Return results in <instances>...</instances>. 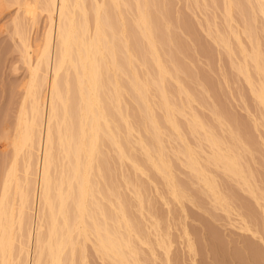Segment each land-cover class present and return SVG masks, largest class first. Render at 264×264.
<instances>
[{"label": "bare ground", "instance_id": "1", "mask_svg": "<svg viewBox=\"0 0 264 264\" xmlns=\"http://www.w3.org/2000/svg\"><path fill=\"white\" fill-rule=\"evenodd\" d=\"M16 1L47 22L42 44L15 24L28 78L1 175L0 264H87L90 246L100 264H225L220 232L192 207L220 211L238 230L226 260L264 264V174L251 166L249 132L264 136V0L185 1L220 10L221 22L206 17L203 31L247 85L257 109L249 128L200 94L212 81L182 59L190 52L182 32L193 27L173 18L172 1ZM209 249L221 252L210 263Z\"/></svg>", "mask_w": 264, "mask_h": 264}, {"label": "rangeland", "instance_id": "2", "mask_svg": "<svg viewBox=\"0 0 264 264\" xmlns=\"http://www.w3.org/2000/svg\"><path fill=\"white\" fill-rule=\"evenodd\" d=\"M15 1V0H14ZM13 0H0V190H1V185H2V181H1V178L3 177V176H1L2 174H4L3 172H4V170H6V167H7V165H8V161H10V157H12V148H11V142H10V140H11V136H13V134H14V128H15V122H16V117H17V114H18V111H19V109H20V106H21V104H22V99L24 98L23 97V95H24V90H25V84H26V81H27V78H28V68H27V64L24 62V60L22 59V57H20V55H21V44H20V42L18 41L19 40V38H18V34L15 32V29H16V27H15V24H16V26H17V29L18 30H21L22 31V33H24L25 34V38H28L32 43H33V41H34V39L36 40V39H38L37 41L39 42V44H42V42H43V33H44V30H45V26H46V22H47V20H46V14H45V12H42V11H40L39 9V11L41 12H39L38 10L36 11V13H35V16H34V19H32L31 17H32V14H28V13H25V11L24 10H22V8H19L18 10H16L17 8H18V6L16 5V4H20V3H18L17 1V3H15ZM26 1V0H25ZM29 0H27V2H28ZM169 1V0H168ZM170 1H172V2H169L170 4H171V6H173V4H174V6H173V8H172V14H173V18H175V17H178V15L181 17V20H188L190 23H191V26L193 27L192 29H191V31L190 30H187L186 28H184V29H182V31L184 30L185 31V33H186V35H185V33L184 32H182L183 34H184V36H183V34L181 33V32H178L179 33V36H181V34H182V37H184V38H181L182 39V41L184 42V40H188V41H186V44L188 45V47H190V49H189V55L188 56H182V59L183 60H185V62L186 61H188L189 62V66L191 67V69H193V71H196L197 70V74L198 73H201L203 76H205L204 78L205 79H209V80H211L212 82H214L215 84H212V82H211V84H210V82L208 81V79H207V81L209 82H207L208 83V87L207 86H205V81H201L200 83H202V84H204V85H201L200 87L201 88H199V84L198 83H196V85L198 86V89L196 90V91H198L199 92V90L200 89H202L203 88V86H205V87H207L206 89H202L203 91L204 90H206V94H205V96H208V97H205L204 96V93H200L204 98H209V102L211 101L213 104H216V105H218L217 104V102L219 103V106L221 105V103L220 102H222V103H224L225 104V108L228 110V108H229V110L231 111L230 113H233V115H235L236 116V120H238L239 122H242L241 124H245V125H248V124H250L251 123V125H252V122H250L251 120H250V118H251V115L250 114H252V115H255V114H257V109H256V107H255V105L253 106L252 105V103L254 104V101L252 102V97H250L251 95L250 94H248V88H247V85H245L244 83H245V81H243V79H241L242 78V76H240V75H235V74H233L232 72H235V71H233V68L231 69V68H229L231 65H229V63H228V61H226V58L223 56V58H222V55L223 54H218V52H220V53H222V50L221 49H218V47L217 46H215L214 45V43H212V41H211V39L209 38V36L208 35H206V33L203 31V29L205 30L206 28V22L204 23V21L205 20H203V19H205L206 17L208 18V19H210V20H217L216 22L217 23H220L221 22V15H219V12H220V10L219 9H217L216 10V8H213V7H208L207 9H210L209 11H206L207 9H205V10H203V9H197V8H193V7H191L190 5H188V2H185L186 0H184V1H182V0H170ZM7 2V3H6ZM13 2V3H12ZM19 2H21L20 0H19ZM22 2H24V0H22ZM30 2V1H29ZM87 3L88 2H90V3H88L87 5L90 7V5H91V0H87L86 1ZM161 2V0H159V5L160 4H162V2ZM186 4V6H185V4ZM6 4V5H5ZM6 6V7H5ZM11 6V7H10ZM187 6H190V7H188L187 8ZM186 7V8H185ZM192 8L194 9V10H192ZM177 9V10H176ZM215 10V11H213V10ZM199 10V11H198ZM219 10V11H218ZM24 11V12H23ZM185 11V12H184ZM218 11V12H217ZM39 12V13H38ZM200 12H202V14L200 13ZM212 13H214L215 15H213L212 16ZM17 14H18V16H17ZM178 14V15H177ZM182 16H181V15ZM185 14V15H184ZM206 14V16H204ZM211 14V15H210ZM218 14V15H217ZM16 15V16H15ZM91 15V14H90ZM175 15V16H174ZM203 15V16H202ZM211 16V17H210ZM219 16V17H218ZM16 17V18H15ZM23 17V18H22ZM179 17V18H180ZM182 17H183V19H182ZM185 17H187V19L185 18ZM214 17V18H213ZM216 17V18H215ZM92 18V15L90 16V19ZM200 18V19H199ZM213 18V19H212ZM220 19V20H219ZM259 21L261 22V19H260V16H259ZM24 20V21H23ZM180 20V19H179ZM196 20H198V21H196ZM203 20V21H202ZM199 22V23H198ZM17 23H18V25H17ZM19 23H20V25H19ZM193 23V24H192ZM202 23V24H201ZM43 24H44V26H43ZM196 24H198V25H196ZM201 26H200V25ZM200 26V27H199ZM203 26V27H202ZM44 27V28H43ZM178 27V26H177ZM181 28H183V27H181ZM180 28V26L178 27V29L176 28L175 29V31L177 30V31H180L179 29H181ZM202 28V29H201ZM24 29V30H23ZM43 29V30H42ZM26 30V31H25ZM187 30V31H186ZM198 30V31H197ZM176 31V32H177ZM190 33H189V32ZM195 31L196 32V35L194 36V37H196L197 35H199V36H201L200 37V39H201V42H203L204 43V45L205 44H207V45H209V48H210V46L213 48V46H214V48H213V51L212 52H210L211 50H212V48H210V49H208V48H206V49H208L209 50V52H206L205 53V51H206V49L204 48V47H206V46H204L203 47V44L202 43H200V45L202 44V47H200V45H198L199 44V42H200V39H199V41L196 43V41L197 40H195V38L193 37V32ZM198 32H199V34H198ZM181 33V34H180ZM192 33V34H191ZM204 33V34H203ZM190 34V35H189ZM203 35V36H202ZM191 36V37H190ZM198 36V37H199ZM263 37H264V35H262ZM193 37V38H192ZM207 37V38H206ZM189 38V39H188ZM184 39V40H183ZM205 39V40H204ZM209 39V40H208ZM41 40V41H40ZM203 40V41H202ZM262 41H264V38H262V40L260 41V44L261 43H263V44H261V45H263V47H264V42H262ZM195 42V43H194ZM206 42V43H205ZM211 43H212V45H211ZM186 45V46H187ZM194 45V46H193ZM199 47H198V46ZM192 47H194L193 49H192ZM208 47V46H207ZM216 47V48H215ZM20 48V49H19ZM201 48V49H200ZM204 48V49H203ZM195 49V50H194ZM198 49V50H197ZM264 49V48H263ZM192 50V51H191ZM217 50V51H216ZM218 50H220V51H218ZM194 51H195V54H194ZM215 51L217 52V53H215ZM193 55H192V54ZM209 53H212V57L210 56V54L208 55ZM213 53H215V54H213ZM35 55H36V53H34ZM206 54V55H205ZM180 55H183V54H180ZM185 55H187V52H186V54ZM192 55V56H191ZM198 55V56H197ZM209 57H208V56ZM217 55V56H216ZM220 55V56H219ZM201 56V57H200ZM216 56V57H215ZM35 57L36 56H32V59H35ZM181 57V56H180ZM187 57V58H186ZM192 57V58H191ZM190 59H192V60H190ZM208 59V60H207ZM213 59V60H212ZM225 60V61H224ZM222 62V63H221ZM226 62V63H225ZM193 64V65H190V64ZM212 64V65H211ZM223 64V65H222ZM227 65H229V67L227 66ZM194 68H193V67ZM219 66V67H218ZM228 67V68H227ZM197 68V69H196ZM199 68V69H198ZM211 70H210V69ZM195 69V70H194ZM228 69H230L229 70V72H228ZM214 70V71H213ZM220 70V71H219ZM227 70V71H226ZM201 71V72H200ZM220 72V73H219ZM222 72V73H221ZM195 73V74H196ZM204 73V74H203ZM229 73H231L230 75L231 76H229ZM196 74V75H197ZM201 74H199V75H197V76H202ZM216 74V75H215ZM227 74V75H226ZM220 75V76H219ZM234 75V76H233ZM203 76H202V78H203ZM218 76V77H217ZM238 78H236V77ZM240 76V77H239ZM222 77H224V78H222ZM233 77H234V79H233ZM199 78H201V77H199ZM229 78V79H228ZM205 79H202V80H205ZM225 81H224V80ZM240 79V80H239ZM238 82H237V81ZM242 80V81H241ZM221 81V82H220ZM222 81H224L225 82V84H224V82H222ZM206 83V84H207ZM209 84H210V86H209ZM217 84V85H216ZM219 84V85H218ZM221 84V85H220ZM195 85V84H194ZM211 85H213V86H211ZM214 85H216V86H214ZM224 85V86H223ZM197 86H194V87H197ZM217 86H219V87H217ZM246 86V87H245ZM213 87V88H212ZM226 87H227V89H226ZM209 88H212V89H209ZM215 88V89H214ZM218 88H220V89H218ZM201 90V91H202ZM208 90V91H207ZM227 90V91H226ZM216 91V92H215ZM221 91V92H220ZM229 91V92H228ZM246 92V93H245ZM214 93V94H213ZM218 93V94H217ZM213 94V95H212ZM222 94V95H221ZM241 94H243V95H241ZM248 94V95H247ZM216 96V97H215ZM242 96H243V98H242ZM247 96V97H246ZM211 97V98H210ZM219 98V100H218V98ZM251 98V99H250ZM213 99V100H212ZM215 99V100H214ZM222 99H224V100H222ZM245 100V101H244ZM207 101V102H208ZM220 101V102H219ZM208 102V103H209ZM211 102L209 103V105L211 104ZM199 103V102H198ZM207 103V104H208ZM253 106H250V104ZM195 104L197 105L195 108L197 109L198 107V109H199V111H200V109H201V107L200 106H202L201 104H197L196 102H195ZM206 104V105H207ZM224 104L222 105V106H224ZM193 105H194V102H193ZM209 105H207V107L209 106ZM229 105V106H228ZM228 107V108H227ZM255 107V108H254ZM197 109V110H198ZM205 109L206 110H204V105L202 106V109H201V111L203 110L204 111V115L207 113V112H209V110H207V108L205 107ZM228 110V111H229ZM256 110V111H255ZM200 111V112H201ZM248 112V113H247ZM253 112V113H252ZM210 113V112H209ZM209 113L207 114V115H209ZM248 114V115H247ZM210 116V115H209ZM208 116V117H209ZM250 116V117H249ZM243 118V119H242ZM250 120V121H245V120H248V119ZM245 122H247V123H245ZM245 125H244V127H245ZM250 126L248 125V128H249ZM253 127V126H252ZM252 127H250V131L248 130V129H246L247 131H249V132H251L252 134L250 135V137H253V139H252V141H251V143L254 141L255 142V145H254V147H252V149H253V154L252 155H254V157H255V162H251L252 164H254V165H251V166H253L254 167V169L255 170H257L258 172H260V174L261 175H263L264 174V146L263 145H261L260 146V143L261 142H263L264 140H262V139H264V136H263V138L262 139H257L256 140V138H259L258 136H257V131H253V130H255V129H252ZM246 128V127H245ZM252 129V130H251ZM259 131L260 132H262V129L261 128H259ZM248 132V133H249ZM255 133V134H254ZM250 134V133H249ZM226 135V134H225ZM252 135H254V136H252ZM191 137H189V139H190ZM256 141H258V142H256ZM253 142V143H254ZM256 143H258L259 144V146L256 144ZM256 148H260L259 150H257ZM256 149V150H255ZM261 150V151H260ZM257 151V152H256ZM260 151V152H259ZM255 153V154H254ZM247 154V153H246ZM258 154V155H257ZM248 155V154H247ZM247 155H245V157L247 156ZM249 156V155H248ZM258 156H259V160H258ZM262 158V159H261ZM260 165H259V164ZM258 167V168H257ZM259 169V170H258ZM263 177V179H264V175L262 176ZM3 179V178H2ZM264 185V184H263ZM1 192V191H0ZM244 195H246V194H244ZM203 199H204V197H203ZM206 199V198H205ZM204 199V202L205 201H207V200H205ZM156 203V205H155V208H156V210H160V213H159V216L162 214V216H163V213H164V211H165V208H164V205L162 204V201H160V199H157L156 201H155ZM187 203V205L189 206H191L192 207V205L191 204H189L188 202H186ZM206 204V203H205ZM207 206H208V202H207V204H206ZM160 206V207H159ZM189 206V207H190ZM206 206V207H207ZM210 204H209V206L207 207V209L208 208H210ZM190 207V208H191ZM194 210H197L198 211V214L200 213V216H201V214H202V216L204 217L203 219L200 217V220H202L203 222L204 221H207L208 223L210 222V224L211 223H213L212 224V226L213 227H216V230L218 231V232H220V233H218V234H220L219 236H221L222 237V239L220 240V238H219V241H222V243L228 248L229 247V249H230V247H233V246H236V244L239 246V244H241V242L239 241L240 240V237H238V235H239V233H238V230L237 229H235V228H233L232 226L230 227V225H228V224H226V222L227 221H225V217H224V219H222V217H220V216H222L223 214H221V213H219L220 211H215V213L214 212H212V210H211V208L209 209L210 210V214H211V212L212 213H214V214H211V216H213V215H215L214 216V218L213 217H210L209 215L210 214H208V213H206L205 211H203V210H198V209H196L195 207H192ZM191 208V210L192 211H194L193 209ZM159 210L157 211V212H159ZM162 210V211H161ZM156 212V213H157ZM195 212V211H194ZM216 212L218 213V214H221V215H219V217L221 218L220 220H219V218H217L218 217V215H216ZM165 214V213H164ZM162 216H161V222H162ZM165 216V215H164ZM205 217H207V219L208 220H205ZM217 220H216V219ZM210 220V221H209ZM219 220V221H218ZM223 220V221H222ZM188 221H190V223L194 226V225H197V227H199V229H200V227L203 229V231H205L206 230V228H204V226H203V222L202 221H200V222H202V224H200V222H198V221H194V220H192L191 218H189L188 219ZM212 221V222H211ZM162 223H164V222H162ZM161 223V224H162ZM164 224H162V226H163ZM257 227V226H256ZM257 228H259V227H257ZM256 228V229H257ZM205 229V230H204ZM260 229V228H259ZM258 229V230H259ZM260 231H261V233L260 234H262V236H263V238H264V229L263 230H261L260 229ZM259 231V232H260ZM238 233V234H237ZM176 237V235H174V237H173V239ZM217 239V238H216ZM226 239H227V243H224V241L226 242ZM179 241V239L177 238L176 239V241ZM211 240H213V239H211ZM231 240V241H230ZM176 241H173V242H176ZM178 241L176 242V243H178ZM217 242L218 241V239L217 240H213V241H211V242ZM229 241V242H228ZM203 242H205V241H203ZM209 242H210V240H209ZM237 242V243H236ZM176 243H173V250H176L178 247H176L178 244H176ZM220 243V242H219ZM87 244H88V246H90V243L89 242H87ZM87 244H86V246H87ZM216 244H218V243H216ZM220 245V244H219ZM224 245H221V247L223 246L225 249H226V247L224 246ZM228 245V246H227ZM89 248H91V249H89ZM157 248V247H156ZM224 248H222L223 250V252L221 253V252H219V249H216L217 251L215 252L214 251V254L215 253H217L218 255H221L222 254V256H220V258H222L223 257V261H225V264H230L232 261H229V260H226L227 258L226 257H228L226 254L225 255H223V253L225 252L224 251ZM86 249L88 250V252H87V264H100L101 263V261L98 259V257L96 256V254H93L94 253V251L92 250V247L90 246V247H86ZM232 249V248H231ZM230 249V250H231ZM158 251L160 250L161 251V253H159L160 254V257L162 256V250L158 247V249H157ZM210 250V249H209ZM159 251V252H160ZM211 251V250H210ZM208 252L207 254L209 255L208 257H207V255H205V258H207V259H205V260H207V262L208 263H210V262H212L211 261V259L213 260V262H214V257L216 258L217 256V254L216 255H214V257L213 256H211L212 254H210V253H212L213 251H211V252ZM221 251V250H220ZM93 252V253H92ZM207 252V251H206ZM227 252H228V250H227ZM158 253V252H157ZM221 253V254H220ZM158 254V255H159ZM95 255V256H94ZM93 258H92V257ZM213 257V258H211V257ZM224 256H226V257H224ZM97 257V258H96ZM211 258V259H208V258ZM90 260V261H89ZM228 261V262H227ZM89 262V263H88ZM234 262H232L231 264H233Z\"/></svg>", "mask_w": 264, "mask_h": 264}]
</instances>
